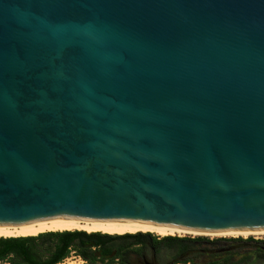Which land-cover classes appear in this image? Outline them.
I'll list each match as a JSON object with an SVG mask.
<instances>
[{
	"label": "water",
	"instance_id": "obj_1",
	"mask_svg": "<svg viewBox=\"0 0 264 264\" xmlns=\"http://www.w3.org/2000/svg\"><path fill=\"white\" fill-rule=\"evenodd\" d=\"M264 234V0H0V226Z\"/></svg>",
	"mask_w": 264,
	"mask_h": 264
},
{
	"label": "trees",
	"instance_id": "obj_2",
	"mask_svg": "<svg viewBox=\"0 0 264 264\" xmlns=\"http://www.w3.org/2000/svg\"><path fill=\"white\" fill-rule=\"evenodd\" d=\"M72 252L86 264H264V240L176 236L148 233L105 234L55 231L35 236L0 237V262L57 264ZM111 255V257H110ZM144 263V262H143Z\"/></svg>",
	"mask_w": 264,
	"mask_h": 264
},
{
	"label": "bare ground",
	"instance_id": "obj_3",
	"mask_svg": "<svg viewBox=\"0 0 264 264\" xmlns=\"http://www.w3.org/2000/svg\"><path fill=\"white\" fill-rule=\"evenodd\" d=\"M72 229L84 230L87 232H102L106 234H124L135 232H149L159 236H168L182 233H173L157 230L140 229L128 226H118L83 220H42L31 222L27 224L15 226H0V237H24L35 236L43 232L66 231ZM248 235H261L264 234H229V236H248Z\"/></svg>",
	"mask_w": 264,
	"mask_h": 264
},
{
	"label": "rangeland",
	"instance_id": "obj_4",
	"mask_svg": "<svg viewBox=\"0 0 264 264\" xmlns=\"http://www.w3.org/2000/svg\"><path fill=\"white\" fill-rule=\"evenodd\" d=\"M72 230H75V229H72ZM72 230H66V231H72ZM76 231H83V232L89 233L87 231L79 230V229H76ZM100 233H102V232H100ZM141 233H144V232H141ZM147 233L152 235V236L158 237V238L163 237V236H159V235H156V234H153V233H149V232H147ZM117 235H119V234H117ZM168 236L186 237V238L201 237V238H205L208 241H211V240H214V239H218V238H223V239H229V238L246 239L248 237H250V238H252L254 240H260V239L264 240V237L261 236V235H248V236L243 237V236H229V235L175 234V235H168ZM110 257H111V255H110ZM128 261L130 263H134V264H143L142 260L139 259V258H133V259L130 258ZM0 264H8V263L0 262ZM57 264H86V263L81 258H79L78 256L74 255L72 252H70L66 258H64L61 262H59ZM98 264H101V263H98ZM102 264H104V263H102Z\"/></svg>",
	"mask_w": 264,
	"mask_h": 264
},
{
	"label": "flooded vegetation",
	"instance_id": "obj_5",
	"mask_svg": "<svg viewBox=\"0 0 264 264\" xmlns=\"http://www.w3.org/2000/svg\"><path fill=\"white\" fill-rule=\"evenodd\" d=\"M144 263L143 264H148L147 262L143 261ZM134 264V263H133Z\"/></svg>",
	"mask_w": 264,
	"mask_h": 264
}]
</instances>
